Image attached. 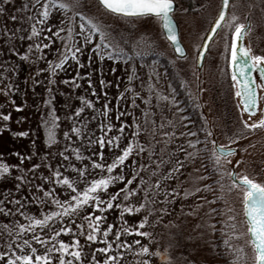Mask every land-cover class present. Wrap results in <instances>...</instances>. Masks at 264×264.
I'll use <instances>...</instances> for the list:
<instances>
[{"label":"rangeland","instance_id":"obj_1","mask_svg":"<svg viewBox=\"0 0 264 264\" xmlns=\"http://www.w3.org/2000/svg\"><path fill=\"white\" fill-rule=\"evenodd\" d=\"M43 2L44 0H40V4L34 6L33 0H8L6 4L0 0V5L5 8V11L0 13V31L7 28L14 33L12 39H8L7 35L0 36V70L5 67H15L16 69L15 73L8 71L6 77H0V112L10 115L9 120H0V163H6L10 169L8 174L0 176V198L7 190L13 192L18 199L26 197L31 200L34 195L43 199V192L35 188L36 184L43 183L45 189L54 187L55 193L61 200L67 199L64 186H54L47 181H42L41 175H49L57 165L64 163L60 152L65 149L67 151L64 154L69 156L76 168H82L84 164H88L90 168V161L85 160L83 163L76 161L75 156L72 155L74 148H79L86 157L93 153L103 152L104 161L110 163L114 155L119 154V151H115L107 145L101 149L98 143L89 147L88 140L90 137L95 140L100 136V125L111 124L113 127L110 132H107L105 139L109 136L119 135L120 149L125 147L129 140H134L142 145L144 150L141 152L138 147L134 148L133 154L124 162L123 168L118 166L113 170L114 175L122 172L126 179L117 181L115 185H110L108 193H115L118 189L123 188L128 179L133 176L136 178L129 188H136L143 179L144 183L136 195L130 197L128 201H123V196H118L114 204L145 202L144 209L138 213H125L124 220L130 225L138 226L136 222L144 216H148V223L141 230L151 233V238L141 237L135 233L122 234L121 241L127 240L132 250L120 248L118 251L123 253L122 256L116 255L117 250L112 251L110 254L116 257L115 264H143L145 260L150 261V264H232V261L237 257L236 264H254L255 253L249 243L250 236L247 234L242 194L239 189L233 188L229 191L231 185H226L225 176L220 180L219 175L212 171L211 161L207 158L211 155L212 146L208 144L209 152L207 153L201 152L196 157H188L185 161L186 166L180 172L173 174L174 179H161L169 167L175 166L176 161L184 157V153L180 151L181 148L186 152L193 151L187 141L196 138L187 135L188 132H193L192 128L188 125L187 118L181 119L182 116L185 117V114L162 64L155 61L128 63L108 57L101 60L91 51V45H89L88 51L79 54L78 63L69 56L62 67L53 73L49 69L48 62H59L63 42L58 37H52V33L58 27L66 28L67 21L62 11L54 10V14H50L43 24L39 23V11L42 10L40 5ZM25 5H27V9ZM94 13L102 16L98 21L101 26L112 32L110 25L117 23L114 15L98 5H94ZM233 14L238 17L237 22L243 20L237 5ZM13 16L16 17L15 20L11 19ZM69 16L67 14L68 18H70ZM61 21H64V24H61ZM133 22L137 25V31L133 34L132 44L137 49L152 43L163 55L172 59L170 44L163 37L159 18H137ZM78 23L79 20H77L75 28L77 32L79 31ZM184 23L183 31L190 43L191 56L185 62L186 64L176 59L177 69L190 77L187 85L191 90L192 85L195 88L196 79L204 82L202 101L206 102L209 107L211 122L214 124L213 131L222 142H228L225 140L227 134L237 130L243 131V128L228 130L227 122L231 121V116L218 112L214 105V99L218 96L216 86L225 87V79V83H222L223 79L221 80L224 70L209 60L199 72L194 59L200 46L199 39L203 36L207 24L205 25L203 20L200 22L188 17ZM235 23L233 22V26ZM33 25L39 31L38 36H30ZM49 25H51V30H49ZM202 28L204 30H201ZM41 29L42 31H40ZM49 37H52L54 41L51 44H49ZM34 43L49 44V46L42 48L39 52L33 49L29 53V59H23L19 54L28 52V46ZM77 73H79V77L73 82L72 77ZM130 76L131 80H129ZM66 80L67 83L64 82ZM89 80H91V84L88 83ZM9 83L14 84L15 90H7L6 93V86ZM50 85L52 91L49 90L50 93H48ZM149 87L152 88V92L158 95L175 97L178 104L173 105L171 100L157 102L155 95L152 96L150 104H145L144 98L149 94ZM134 92L139 93V96H134ZM47 94L51 99V104H47L49 113H39ZM133 100H135V106H133ZM87 101L92 102L91 107L87 105ZM105 105H107V109H105ZM177 107L180 111H177ZM78 108H82L83 111L78 117L73 116ZM146 110H148L147 115L145 114ZM49 118H51V123ZM133 120L141 129L137 137L131 135L135 131ZM169 121H171L170 124ZM81 122L86 127L82 126ZM125 122V130L121 134L120 124ZM74 124L81 127L80 136L70 131ZM49 125L54 129L52 143H49ZM66 131L69 132L71 141L64 136ZM105 131L107 130L105 129ZM20 132H27L28 135L21 136ZM180 133L185 134L180 135ZM248 137H241L236 141L246 140L247 142ZM69 144L72 145V148H68ZM248 145L253 146L249 143ZM201 146L197 145V147ZM254 151L252 148L249 150L253 159L254 156L251 153ZM245 154L248 153L245 152ZM21 157L24 159L22 160ZM92 158L101 159L99 155H92ZM33 164L40 165V167L34 170L32 169ZM49 164L52 166L51 169L48 168ZM202 164L204 167H201ZM61 171L63 175H68L70 178H78L74 169L65 171L62 168ZM100 174V169L97 168L93 175L88 176V179L95 178ZM21 175L26 180H32L31 191L27 184H21L20 191H16V185L20 183L18 177ZM205 176L207 178H204ZM157 180H161L159 186L155 183ZM201 185H210V188L202 189L188 197L182 195L185 191L193 193ZM221 185L223 186L222 190H226V192H219ZM144 188L149 189L147 201L144 200ZM165 188H175L181 195L177 196L175 201H172L169 196L166 205L160 203L159 201H162L167 195L163 191ZM220 196L222 199L213 202L214 197ZM102 198L104 197L102 196ZM152 201L157 202L153 204ZM7 206L13 208L11 204ZM153 207L157 209L156 212L151 211ZM163 207H166L168 211L161 216L158 210ZM210 208L216 209V212L210 213ZM49 209L55 210V206L50 202H45L43 211L46 212ZM22 210L39 216L41 204L37 202L25 203V208ZM13 211H15L14 208ZM87 211L92 212L93 209L88 207ZM121 211L122 209L115 207L107 210L101 228L107 227L109 224L114 226V230L123 228L125 225L120 218ZM95 214L99 215L100 213L96 212ZM80 215H87V212H82ZM80 215H77L75 223L72 224L73 228H76V225L80 223ZM158 216H161L159 221L157 220ZM228 217H232V219L228 220ZM13 219L20 223L25 222L19 214H16L15 217L0 214V233H4L3 236H0V251H7L3 244L5 241H11V237L7 235L2 225L10 224ZM69 220H71V216L67 217L64 223ZM221 221H226L227 226L234 225L235 227H226V230L222 232ZM209 223L215 224L217 229L215 232L208 227ZM10 226L14 227V225ZM42 231L47 233L49 227L45 226ZM233 232L238 235H232ZM113 236L114 231L109 234V239L111 240ZM59 239L71 242L69 234L61 233ZM225 239L231 244V249L224 243ZM135 240H139L140 244L133 243ZM80 243L81 245L85 244L84 237H80ZM143 245L149 246V254H139L138 249ZM33 246L37 247L38 253H43L45 250L38 245ZM102 246L104 245L99 242H92L91 245L85 246L83 248L84 256H82L83 264H88V260L92 258L93 249ZM157 252L160 254H153ZM105 255L96 252L95 258L102 261ZM165 256L168 259H164ZM58 258L59 254H53V259L57 264ZM65 259L70 260L71 257L66 255Z\"/></svg>","mask_w":264,"mask_h":264},{"label":"snow or ice","instance_id":"obj_2","mask_svg":"<svg viewBox=\"0 0 264 264\" xmlns=\"http://www.w3.org/2000/svg\"><path fill=\"white\" fill-rule=\"evenodd\" d=\"M4 4L8 3V0H3ZM99 6L109 13L115 16H124L127 18H159L163 22V27L166 30V35L170 43L173 45L175 52L183 55L184 49L180 46V41L177 36V30L174 27V22L172 19V13L174 10V0H98ZM33 4L39 5L40 0H33ZM80 4V0H44L43 4L40 5L41 9L39 11V23L43 24L50 16L54 14L55 11H62L65 20L67 21V27H58L52 33V37H58L63 42V50L60 55L59 62L49 61V69L54 73L56 69L62 67V65L69 59L79 62V54L88 51V46L91 45V51L94 52L99 59L103 60L105 57L112 58L115 60L121 59H132L133 56H139L143 59L144 55L148 54L150 51L149 46H145L141 50L134 51L132 55L121 47L118 43H110L109 36L110 32L105 30L101 24L96 21L93 17L85 15L83 12H77L74 9ZM230 5V0H222L221 8L218 14V18L214 20V25L211 28L212 32L217 30V27L222 26V22L227 23L229 28H232L234 24V32L230 33L229 40L226 41L224 45V51L226 53V58L228 60L229 66L232 68L231 81L233 82V87L236 89L235 95L239 98L242 105V111H247L250 114L257 110L258 103V89H264V55H254L250 47H245L243 43L238 44V40H242L245 31L249 29L244 23L237 22L238 17L234 14H228V9ZM27 9V5H25ZM5 8L0 5V13H3ZM72 11L73 15L71 18L67 17V13ZM77 17H79V31H75L77 25ZM15 20L16 17H11ZM32 19V17H29ZM64 24V21H61ZM49 30H51V25H49ZM42 31V29L40 30ZM7 35L8 39H12L14 33L10 32L7 28L0 31V36ZM39 31L35 25L31 28L30 36H38ZM47 35V33H45ZM52 37H49V44L53 43ZM98 37V39H97ZM23 39V37H21ZM49 44L34 43L28 46V52L20 53L23 59H29V53L35 49L39 52L42 48H47ZM15 50L14 48L12 49ZM202 66V65H201ZM259 69L260 83H256L255 77L251 70ZM12 71L15 73V67H5L0 70V77H6L7 72ZM79 77V73L72 77L73 82H75ZM11 79L10 77L8 78ZM132 77H129L131 80ZM151 79V77H149ZM67 83L68 81H64ZM39 83V81H36ZM91 84V80L88 81ZM7 90H15V86L9 83L6 86ZM95 92V89H93ZM134 96H139V93H133ZM123 95V94H121ZM155 95L157 102L160 100H171L173 105L178 104L175 97L161 96L152 92V88L149 87V94L144 98L145 104L151 103L152 96ZM83 99V98H81ZM89 107L92 106L91 101L86 102ZM133 106H135V100H133ZM19 108V106H17ZM107 109V105H105ZM83 111L82 108H78L73 116L78 117ZM146 110V115H147ZM177 111H180L177 107ZM106 114V112H105ZM119 118V117H117ZM10 119L9 114L0 112V120L7 121ZM57 119H59L57 117ZM181 119H186L181 117ZM171 121H169V124ZM82 126L86 125L81 122ZM245 127L249 129H255L257 127H264V115H262L257 121L253 123H248L244 121ZM133 126L135 131L131 133L132 137H137L141 129L136 121L133 120ZM163 126V125H161ZM112 125L108 124L100 125L101 134L97 139L93 140L91 137L88 140V146L91 147L93 144H99V147L103 149L106 145L113 148L115 151H119L118 155H114L110 163H106L103 159V152L93 153L92 155H99L100 160L93 159L92 155L84 156L79 148L72 149V155L75 156L76 161L83 163L85 160L90 161V168L88 164H84L82 168H76V165L72 162L69 156L64 153L67 151L60 152L64 163L57 165L55 170L50 171V174L45 176L41 175L40 179L42 181H47L52 185L64 186L65 195L67 199L61 200L60 197L55 193V188L45 189L43 183L36 184L35 188L43 192L44 198L41 199L39 196L34 195L31 200L28 198H17L16 195L11 191H5L2 198H0V214L8 217H15L19 214L20 217L24 219V223L13 219L10 224H3L2 227L7 232V235L11 237V241H5L3 247L7 248V251H0V264H57L53 259V254H59L58 264H83L82 256H84L83 248L89 246L92 242L102 243L104 246L93 249L92 258L88 260V264H115L116 257L110 254L112 251L117 250L116 255L122 256L123 253L119 252L120 248L127 249L131 251V245L127 240L121 241V236L131 235L135 233L141 237L151 238V233L148 231H142L145 225L148 223V216H144L139 221L136 222L138 226L130 225L126 220H124V214L138 213L146 207L145 202L139 204H130L121 202L120 204H114V201L118 196H123V201H128L130 197L137 194L138 189L141 188L144 181L141 179L140 184L136 188H129L133 180L136 178L133 176L128 179L127 183L123 188H120L115 193H108L110 185H115L117 181H125V176L122 174H113V170L118 166L123 168L124 162L133 154L134 148H139L142 152L144 150L142 145H139L137 141L129 140L127 145L120 149L119 140L120 136L115 137L109 136L105 139L107 132H110ZM126 122L120 124V133L122 134L125 130ZM105 129L107 131H105ZM72 133L80 136L81 127L73 125L70 129ZM203 133L202 138L198 136L195 132H188L187 135L190 137H196L187 141V144L193 149L192 152H186L183 148L180 149L184 153V157L181 160L176 161V165L169 167L168 171L164 174L161 179L172 180L174 179L173 174L180 172L185 166V161L188 157H196L201 152H209L208 143L211 142L213 145L211 149V155L207 157L211 161V168L213 172L219 173V179L222 180L225 175L229 177L231 188L229 191L234 189H239L242 194V204L243 212L247 225V234L250 236L249 243L251 244L254 255V264H264V183L258 182L256 179L250 178L247 174H238L235 171H226L222 167V163H231L227 157L234 154L235 149L231 147H224L218 145L215 140L210 138L213 136L211 130H200ZM185 133H180L184 135ZM19 135L26 136L27 132H20ZM167 135V133H165ZM64 136L71 141V136L69 132H64ZM54 136L49 132V143H52ZM197 145H202L197 147ZM68 148H72L69 144ZM219 153V154H217ZM224 157V161L221 160ZM23 160L24 158L21 157ZM242 160H237L236 165H239ZM135 163V162H133ZM40 165L33 164L32 169H38ZM51 165L48 168L51 169ZM201 167H204L202 164ZM67 171L68 169H74L76 176L78 178H70L68 175H63L61 169ZM99 168L101 174L95 176V178L88 179V176L93 175L95 169ZM10 172L9 166L6 163H0V176H5ZM204 178H207L205 176ZM18 183L16 185V191L19 192L21 184H27L29 190L32 189V180H26L23 175L18 177ZM156 185L159 186L161 180H157ZM210 185H201V187L196 188L193 193L185 191L182 195L188 197L189 195H194L196 192L202 189H209ZM223 186L221 185V190ZM149 189L144 188V200H148ZM163 191L167 193L160 203L167 204L168 197L170 196L172 201H175L177 196L181 195L179 191L175 188H165ZM102 196L104 198H102ZM10 198V199H9ZM222 199L220 197H214V200ZM37 202L41 204V212L39 216L32 215L29 212L23 211L25 208V203ZM45 202H50L55 206V210L49 209L48 211H43V205ZM157 201H152L155 204ZM13 205V208H9L7 205ZM19 205V207H16ZM88 207L93 209L92 212H88ZM122 209L121 211V221L125 225L123 228H116L109 224L107 227L101 228L102 223L105 220V212L112 208ZM156 212L157 209L154 207L151 210ZM161 216L167 213V208L163 207L158 210ZM82 212H87V215H80ZM99 212V215L95 213ZM210 213H215L216 209H209ZM77 215H80V223L76 225V228L72 227L75 223ZM71 216V220L64 223L67 217ZM161 216L157 217L159 221ZM231 220L232 217H228ZM51 222V225H50ZM222 224L221 231H225L226 227H235L234 225L227 226L226 221H221ZM10 225H14L11 227ZM53 225H56L55 227ZM45 226L49 227V231L44 233L42 230ZM58 227V230H57ZM208 227L215 232L214 223H209ZM114 231V236L109 239V234ZM69 234L71 236V242H65L63 239H59L60 234ZM4 233H0L3 236ZM232 235H238L233 232ZM80 237L85 238V244L81 245ZM133 243L139 245L140 241L135 240ZM224 243L231 249V244L225 239ZM33 245H38L45 250L43 253H38L37 247ZM115 246V247H114ZM233 251H236L233 249ZM100 252L106 254L104 259L97 260L95 258V253ZM139 254H149L150 249L148 245H143L138 249ZM159 255L160 253H153ZM70 256L71 259H65V256ZM168 259L167 256L163 257ZM238 257L232 261V264H236ZM143 264H150V261L145 260Z\"/></svg>","mask_w":264,"mask_h":264},{"label":"flooded vegetation","instance_id":"obj_3","mask_svg":"<svg viewBox=\"0 0 264 264\" xmlns=\"http://www.w3.org/2000/svg\"><path fill=\"white\" fill-rule=\"evenodd\" d=\"M175 1L176 8L173 12V15L179 25L180 39L186 49V53L184 56H179L173 51L171 44L165 38V35L163 33V37L170 44L172 62L175 71L180 77L183 78L184 82L189 83L190 77L182 72H179L176 66V59L181 60L183 64H186L185 62L191 56L190 43L185 37L183 24H185L184 22L187 17L200 22H202L203 20V23L205 25L207 24V26L205 30L204 28L201 29L204 30V33L202 34L203 36L199 39L200 42L198 41V44L200 46L196 52V58H194L196 62V69L197 71L201 72L206 64V61L209 60L212 61L213 64L217 67L221 66L225 74V76L224 74L221 76V80L223 79L222 83H225V79L226 83L225 87L216 86L218 90V96L216 97V99H214V105H216V109L218 112L223 114L225 113L231 116V121L229 123L227 122L228 130L241 127L243 128L244 132L241 130L234 131L226 135L225 140H227L228 142L221 141V139L213 131L214 124L211 122L209 107L207 106L206 102L202 101L204 82H201L200 79H196L195 84L193 82L195 88L192 85V90L190 88L189 91L190 93L192 92L191 96L196 99V103L198 105L197 108H199V127L201 129L204 128L205 130H211L213 132V136L210 138V141L215 140L218 145L235 149L234 154L227 157V159L230 160L231 163H222V167H224L226 171H235L238 174H247L250 178L264 183V127L249 129L244 125V121L253 123L257 121L262 115H264V89H258L257 110L251 114L247 111H242V105L239 101V98L235 95L236 89L233 87V82L231 81L232 68L229 66L228 60L226 58V53L224 51V45L226 41L229 40L230 33L234 32V26H232V28H229L227 23L222 22V26H219L210 38L202 62H199L204 41L211 32V28L214 25V20L218 18L222 0ZM236 5L237 7H239L241 17L243 19L242 21H240V23H244L246 26H249V29L245 31L242 40H238V44L243 43L245 47H250L252 50V54L254 55H264V0H230L228 14H233ZM251 71L253 76L255 77L256 83H260L261 78L259 75V69ZM188 125L191 126V128H193L194 126L193 124L190 125V122L188 123ZM191 130L193 131V129ZM197 134L200 138H202L203 133ZM241 137H248L247 142L246 140L236 141V139H239ZM248 143L252 144L253 146L248 145ZM208 144L213 147L211 142H209ZM251 148L253 149V151L255 150L251 153L254 156V159L250 156L249 153V150ZM245 152H247L248 154H245ZM224 159V157H221L222 161H224ZM237 160H242V162L239 165H236ZM217 174L220 175L219 173ZM225 181L226 185H231L229 177L227 175H225L224 182ZM219 192H226V190H219Z\"/></svg>","mask_w":264,"mask_h":264},{"label":"trees","instance_id":"obj_4","mask_svg":"<svg viewBox=\"0 0 264 264\" xmlns=\"http://www.w3.org/2000/svg\"><path fill=\"white\" fill-rule=\"evenodd\" d=\"M91 1L92 0H80V4L74 10L77 12H83L85 15L91 16L96 21H99L101 20L102 16L94 13V5L99 6V3L97 0H94L95 1L94 3H92ZM86 6L88 7V9ZM67 14L70 15L69 16L70 18L73 15L72 11H69ZM114 17L117 23L110 25V28L112 31L110 32L111 35L109 36L110 43H118L121 47L125 48L129 52L130 55H132L134 51L141 50L142 47L137 49L136 46L132 44V41H133L132 38H133V34L137 31V25H135L133 20L137 18H142V17L127 18L124 16H115V15ZM76 19L79 20V17H77ZM107 31L109 32V30ZM61 46L60 48L62 49ZM145 46H149L150 51L148 52V54L144 55L143 59H141L139 56H133L132 59H121V60L124 62H128V63H139V62L149 63V62L155 61V62L162 64V66L165 68L167 72L168 79L175 93V96L178 99L179 105L185 114V118H187L186 120H188V123L190 122V125L191 124L194 125L192 128L193 131H196V133H199V134L202 133L201 131L199 132L201 128L199 127V124H198V121L200 119L199 108H197L198 105L196 103V99H194L193 96H191V93L189 91V85H187L188 83L184 82L183 78L177 74V72L175 71L172 59H170L168 56L163 55L160 50H157V47L155 46V44L151 43L150 45H145ZM49 90L52 91L51 85L49 86L48 93H50ZM44 100L45 101L39 113L41 112L49 113V108L47 107V104L48 103L51 104L50 96L47 94ZM49 120L51 123V118H49ZM50 130H51V133L53 134L54 129L50 127Z\"/></svg>","mask_w":264,"mask_h":264},{"label":"water","instance_id":"obj_5","mask_svg":"<svg viewBox=\"0 0 264 264\" xmlns=\"http://www.w3.org/2000/svg\"><path fill=\"white\" fill-rule=\"evenodd\" d=\"M97 1H98V0H97ZM175 8H176V1L174 0V10H175ZM174 10H173V12H174ZM227 11H228V10H227ZM172 19H173V22H174V27H175L176 30H177V36H178V39H179V41H180V46L184 49V53H183V55H181L180 53L175 52L173 45L170 43V41H169L168 38H167L166 30H165L164 27H163V22H162V21H161V29H162V31H163V33H164V35H165V38H166V39L168 40V42L171 44V46H172V48H173V51H174L177 55H179V56H184L185 53H186V49H185L184 44L182 43V41H181V39H180L179 25H178V23H177L176 18H175L174 15H173V13H172ZM217 28H218V27H217ZM213 34H214V32L211 31V32L209 33V35L207 36L206 40L204 41V44H203V47H202V51H201V55H200V59H199V62H200V63L202 62V59H203L204 53H205V51H206V49H207V47H208V44H209L210 38L212 37Z\"/></svg>","mask_w":264,"mask_h":264}]
</instances>
